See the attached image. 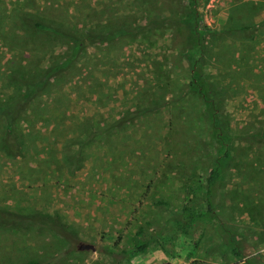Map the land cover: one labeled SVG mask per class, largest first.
<instances>
[{
	"label": "rangeland",
	"instance_id": "obj_1",
	"mask_svg": "<svg viewBox=\"0 0 264 264\" xmlns=\"http://www.w3.org/2000/svg\"><path fill=\"white\" fill-rule=\"evenodd\" d=\"M193 1L205 27H217L221 0ZM176 9L173 0H0V107L26 104L13 123L21 156L0 152V208L57 214L73 234L68 241L33 226L0 229V264L58 255L57 264H264V84L238 85L237 61L223 56L218 34H208L202 65L230 151L215 211L239 236L240 257L212 222L189 224L182 215L204 211L203 177L218 149L211 112L189 85L182 26L94 42L70 60L68 41L32 31L19 18L30 13L100 31ZM62 62L68 64L58 76L27 93L45 68ZM131 112L136 116L115 124ZM75 154L78 169L71 173L65 156ZM139 229L151 238L147 251L124 255L138 243ZM81 244L94 251L78 250Z\"/></svg>",
	"mask_w": 264,
	"mask_h": 264
},
{
	"label": "trees",
	"instance_id": "obj_2",
	"mask_svg": "<svg viewBox=\"0 0 264 264\" xmlns=\"http://www.w3.org/2000/svg\"><path fill=\"white\" fill-rule=\"evenodd\" d=\"M176 2L177 14L173 16H164L151 18L143 23H135L133 25L115 23L105 27L100 31L82 30L76 31L69 27L58 26L47 22L38 16L30 13H21L19 15L20 23L32 31L47 32L57 38L64 39L70 43V48L73 57L81 52L86 45L94 42H108L119 37L133 38L138 35L145 34L152 29H165L172 26H182L185 33L184 37V61L189 67L190 79L189 85L191 89L197 91L204 100L205 106L211 112L210 121L212 123V137L217 144L218 149L214 151V158L211 165L207 168L203 177V195L205 200V209L203 212L184 210L182 215L187 217L189 224L193 222L213 223L218 236L221 237L222 243L231 250L235 257H240L241 254L238 245L239 236L231 231L225 225L220 223V219L216 216V206L219 200L218 189L221 182V170L223 163L230 158V151L226 146V123L217 104L213 101L214 92L211 83L207 80L206 73L202 69L203 53L205 50L206 39L211 30L205 27L203 22L198 19L194 1L189 0L190 4L184 6L182 3ZM19 13V12H18ZM68 63L62 62L57 65H51L45 68L39 79L34 84L26 85L27 93L33 92L36 84L46 79L54 78L59 75ZM37 86H39L37 84ZM25 102V101H24ZM26 104H20L16 109L12 104L5 107H0V113L5 116V127L0 135V152L6 156L19 157L22 153V144L19 140V135L13 127V123L18 119L19 114L24 110ZM134 112L123 115L115 121L116 125L125 123L135 117ZM79 156L66 155L65 161L71 166V173L78 169ZM81 163V159H80ZM158 205H167L166 202L157 201ZM36 227L38 230H48L65 240H70L73 234L63 225L57 214H48L43 212H33L29 214H17L12 211L0 208V229L24 231L29 227ZM139 241L128 252L123 253L133 256L138 253H145L151 242V238L145 237L142 229L137 232ZM62 255H58L51 259L34 260L25 264H57ZM250 264H257L249 262Z\"/></svg>",
	"mask_w": 264,
	"mask_h": 264
},
{
	"label": "crops",
	"instance_id": "obj_3",
	"mask_svg": "<svg viewBox=\"0 0 264 264\" xmlns=\"http://www.w3.org/2000/svg\"><path fill=\"white\" fill-rule=\"evenodd\" d=\"M220 19L217 27L210 26L211 34H218L223 56L236 59L232 70L238 85L264 84V0H221Z\"/></svg>",
	"mask_w": 264,
	"mask_h": 264
},
{
	"label": "water",
	"instance_id": "obj_4",
	"mask_svg": "<svg viewBox=\"0 0 264 264\" xmlns=\"http://www.w3.org/2000/svg\"><path fill=\"white\" fill-rule=\"evenodd\" d=\"M77 249L80 250V251L81 250H85V251L91 250V251H94V248L91 245H88V244L78 245Z\"/></svg>",
	"mask_w": 264,
	"mask_h": 264
}]
</instances>
